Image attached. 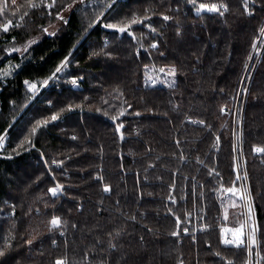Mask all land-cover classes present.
Instances as JSON below:
<instances>
[{
    "label": "trees",
    "instance_id": "1",
    "mask_svg": "<svg viewBox=\"0 0 264 264\" xmlns=\"http://www.w3.org/2000/svg\"><path fill=\"white\" fill-rule=\"evenodd\" d=\"M263 31L264 0H0V264H264ZM241 187L259 250L224 244Z\"/></svg>",
    "mask_w": 264,
    "mask_h": 264
},
{
    "label": "rangeland",
    "instance_id": "2",
    "mask_svg": "<svg viewBox=\"0 0 264 264\" xmlns=\"http://www.w3.org/2000/svg\"><path fill=\"white\" fill-rule=\"evenodd\" d=\"M200 9L204 10V11H210L213 10V8H209L208 6H202ZM224 10L226 8H223ZM201 13V12H200ZM10 26V23L7 24L4 29L8 30ZM263 49H264V31L262 32L261 35V39L258 43V45L256 46L254 55H253V59L252 62L254 61V63L248 68V73L246 75H249V80L251 81L253 75H254V71L256 69V67L258 66L260 60H261V56L263 53ZM64 65H62V67H60V71H56L52 77L47 80L45 83L41 84L38 80L33 81V82H26V88L30 94V96L32 97V101L35 100L43 91L51 88L52 86H59L62 88V84L64 83L61 80V71ZM16 65L13 62H9L8 63V67L6 70H2L1 71V79L3 81L4 84H7L10 80L11 77L13 75V71L15 69ZM155 79V78H154ZM251 82L248 83L247 85V90L248 87L250 85ZM78 81H76V85H73L71 83L72 86H78ZM246 84V83H245ZM31 86V87H30ZM60 89V88H58ZM247 93V91H246ZM244 103V102H243ZM10 130L9 132H5L4 134H2L0 136V155L5 158L7 156L10 155ZM59 191L57 192L56 195L60 194L62 192V188L58 187ZM237 190V189H236ZM239 197L243 200L244 202V211H245V215H246V220L245 223L240 225L237 228H228L225 229L224 236L227 235H232L234 236V243L231 246H245L247 244V246L249 247L250 250H254L256 248V250H259V241H258V226H257V221H256V212L254 209V204H253V200L251 198L250 192L249 190L241 187L240 189V195ZM60 264H62L61 262H59Z\"/></svg>",
    "mask_w": 264,
    "mask_h": 264
},
{
    "label": "snow or ice",
    "instance_id": "3",
    "mask_svg": "<svg viewBox=\"0 0 264 264\" xmlns=\"http://www.w3.org/2000/svg\"><path fill=\"white\" fill-rule=\"evenodd\" d=\"M204 7H205V6H204ZM212 7H213V10L218 11V9H216L215 6H212ZM221 15H222V13H221ZM165 19H167V18L165 17ZM110 27L113 28L114 26L112 25V26H110ZM120 31L123 32L124 29H120ZM153 47L155 48L156 45H153ZM57 71L59 72L60 69H58ZM153 83H155V81H153ZM72 84H73V85H76V81L73 80V81H72ZM30 87H31V86H30ZM56 118H57V117H55V116L52 117L53 120H55ZM119 127L122 128L123 125H120ZM34 131H35V129H34ZM257 151H264V149H257ZM58 191H59V188H53V189H50V192L52 193L53 196H56V194H57ZM104 191H105V192H108V191H110V189L106 186V187L104 188ZM59 224H60V221H59L58 218H53V219H52V221H51V225H52L53 227H58Z\"/></svg>",
    "mask_w": 264,
    "mask_h": 264
},
{
    "label": "built area",
    "instance_id": "4",
    "mask_svg": "<svg viewBox=\"0 0 264 264\" xmlns=\"http://www.w3.org/2000/svg\"><path fill=\"white\" fill-rule=\"evenodd\" d=\"M0 158H3V157L0 155ZM234 239L235 238L232 235H229V236L225 235L224 236V244L225 245H233Z\"/></svg>",
    "mask_w": 264,
    "mask_h": 264
}]
</instances>
